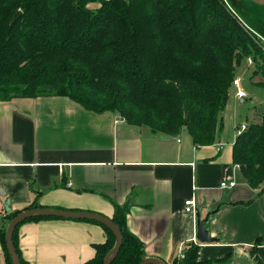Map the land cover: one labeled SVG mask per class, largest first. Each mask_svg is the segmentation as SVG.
Returning <instances> with one entry per match:
<instances>
[{
	"label": "crops",
	"instance_id": "obj_1",
	"mask_svg": "<svg viewBox=\"0 0 264 264\" xmlns=\"http://www.w3.org/2000/svg\"><path fill=\"white\" fill-rule=\"evenodd\" d=\"M232 3L264 34V0ZM227 105L214 144L194 147L185 130L177 136L152 133L66 97L0 102V231L10 222L8 214L32 204L109 219L116 207H125L126 228L143 244L145 258L171 264L192 243L199 247V264H257L253 250L264 264V193L251 189L233 163L238 123L235 108ZM260 112L250 115L253 124ZM229 182L235 186L220 188ZM188 199L202 216L217 210L206 228L218 242L196 240L195 218L184 212ZM16 241L27 264H84L106 234L94 222L40 219L22 223Z\"/></svg>",
	"mask_w": 264,
	"mask_h": 264
},
{
	"label": "trees",
	"instance_id": "obj_2",
	"mask_svg": "<svg viewBox=\"0 0 264 264\" xmlns=\"http://www.w3.org/2000/svg\"><path fill=\"white\" fill-rule=\"evenodd\" d=\"M249 34L221 0H0V102L66 97L152 133L177 136L185 130L194 147L211 146L223 127L241 55L253 59V75L264 81V53ZM260 118L237 135L232 159L245 183L263 194L264 108ZM126 215L125 207H116L111 218L122 235L111 264L145 258L143 244L126 228ZM40 219L60 218L22 223ZM22 223L13 243L20 263L27 264L16 241ZM99 225L106 241L93 246L94 256L84 264H103L115 244L113 233ZM0 243L5 264H12L5 231ZM198 248L185 245L183 257L171 264H199Z\"/></svg>",
	"mask_w": 264,
	"mask_h": 264
},
{
	"label": "water",
	"instance_id": "obj_3",
	"mask_svg": "<svg viewBox=\"0 0 264 264\" xmlns=\"http://www.w3.org/2000/svg\"><path fill=\"white\" fill-rule=\"evenodd\" d=\"M236 11L238 13V10ZM239 16L242 18L240 14ZM249 27L252 28L251 26ZM252 29L264 39V35H261L260 32H258L254 28ZM0 194L1 196H4L3 193H0ZM3 208L6 213L10 212L9 202L7 199H5L3 203ZM216 211L217 210H214V211L209 210L206 212L204 216H202L201 210H198V209L194 210L193 216L195 218L196 240L199 243L210 244V243H215L219 241L218 238H211L209 236V231L206 228L208 222L210 221L211 217L215 214ZM31 218H60V219H71V220H88V221H93V222L102 224L103 226L108 228L115 237V244L113 248L105 256L103 260V264H111L112 261L117 256L119 249L121 247V243H122L121 231L111 221V219L107 217H104L99 214L88 213V212H73V211H65V210H58V209H51V208H33V209L20 212L16 216H14L10 220L5 230L6 249L11 259L12 264H21L20 259L17 255V252L15 250L14 243H13L14 230L20 223H22L23 221L27 219H31ZM140 264H165V263L155 258H144Z\"/></svg>",
	"mask_w": 264,
	"mask_h": 264
},
{
	"label": "rangeland",
	"instance_id": "obj_4",
	"mask_svg": "<svg viewBox=\"0 0 264 264\" xmlns=\"http://www.w3.org/2000/svg\"><path fill=\"white\" fill-rule=\"evenodd\" d=\"M96 5L98 6V4ZM89 6L93 7L95 4L92 3ZM249 36L264 53V43L255 39L251 34H249ZM255 69L256 65L250 56H240L239 65L235 67L234 74L235 78L240 80L241 88L246 93V100L239 103V99L234 96L236 91L234 88H230L229 93V104H231V106L236 110L234 121L235 123H238L235 124V126L238 125L237 129H239L241 125H245L247 129L251 124H253L250 115L254 112L258 113L264 108V81L260 75H253ZM246 119L249 120V123L247 124L245 123ZM262 186H264V183Z\"/></svg>",
	"mask_w": 264,
	"mask_h": 264
},
{
	"label": "built area",
	"instance_id": "obj_5",
	"mask_svg": "<svg viewBox=\"0 0 264 264\" xmlns=\"http://www.w3.org/2000/svg\"><path fill=\"white\" fill-rule=\"evenodd\" d=\"M221 2L224 4V6L227 8V10L229 11V13L231 15H233L235 17V19L240 22V24L242 25V27L248 32L250 33L253 37L257 38L258 40H260L262 43H264V39L257 34L252 28H250L245 21L239 16V14L237 13V11L235 10L232 0H221ZM231 88H234L235 91V97L237 99H243L246 98V93L242 90L241 85H240V80L234 78L232 80L231 83ZM121 120H123L122 118H120ZM246 130V126L245 125H241L239 127V129H237V135L244 132ZM237 169H239V166H236ZM235 186L234 182H229V183H221L220 184V188H232ZM194 202L191 199H188L184 202V212L187 214H192L194 215ZM183 257V249L180 250L179 254H178V258H182Z\"/></svg>",
	"mask_w": 264,
	"mask_h": 264
},
{
	"label": "flooded vegetation",
	"instance_id": "obj_6",
	"mask_svg": "<svg viewBox=\"0 0 264 264\" xmlns=\"http://www.w3.org/2000/svg\"><path fill=\"white\" fill-rule=\"evenodd\" d=\"M264 35V34H263Z\"/></svg>",
	"mask_w": 264,
	"mask_h": 264
}]
</instances>
